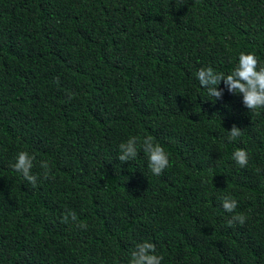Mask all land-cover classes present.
I'll list each match as a JSON object with an SVG mask.
<instances>
[{
	"label": "trees",
	"instance_id": "obj_1",
	"mask_svg": "<svg viewBox=\"0 0 264 264\" xmlns=\"http://www.w3.org/2000/svg\"><path fill=\"white\" fill-rule=\"evenodd\" d=\"M241 51L264 64V0H0V264H127L144 240L161 264H264V109L223 81L215 101L195 75L229 74Z\"/></svg>",
	"mask_w": 264,
	"mask_h": 264
},
{
	"label": "clouds",
	"instance_id": "obj_2",
	"mask_svg": "<svg viewBox=\"0 0 264 264\" xmlns=\"http://www.w3.org/2000/svg\"><path fill=\"white\" fill-rule=\"evenodd\" d=\"M201 86L207 89L209 96L214 97L215 101L222 99L224 88L219 85L223 84L231 94L242 95L243 105L251 111L264 109V64H260L255 54L252 52L241 51L238 58L237 66L229 73L215 71L212 67H201L196 73ZM59 78H57V83ZM242 134L241 128L233 124L228 132V140L234 141ZM138 138L130 137L126 142L119 145L120 154L118 159L121 163L131 161L138 156L137 149ZM143 153L147 156L148 167L154 175H161L169 166L168 154L164 148L154 143L152 137H146L141 142ZM232 159L240 166L245 167L248 163V153L243 148H238L233 152ZM34 156L29 155L26 151H20L17 154L15 163L12 165L15 171L22 174L23 178L32 186H36L38 177L31 173ZM44 171V178L47 179L50 168L47 161L40 162ZM259 171V170H258ZM221 199L223 209L228 213H233L237 207V201L229 196H223ZM71 220L76 221L75 213L64 215L62 222ZM246 217L242 214H234L227 220L229 226L239 223L243 225ZM79 227L85 228L87 225L78 224ZM162 256L156 254V245L149 240L135 242L131 250L130 258L127 264H161Z\"/></svg>",
	"mask_w": 264,
	"mask_h": 264
}]
</instances>
